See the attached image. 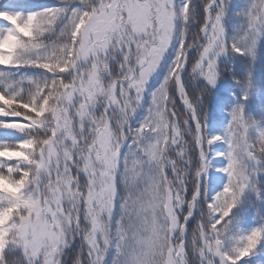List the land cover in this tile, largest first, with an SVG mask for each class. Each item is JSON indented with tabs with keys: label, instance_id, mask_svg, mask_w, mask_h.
<instances>
[{
	"label": "snow or ice",
	"instance_id": "1",
	"mask_svg": "<svg viewBox=\"0 0 264 264\" xmlns=\"http://www.w3.org/2000/svg\"><path fill=\"white\" fill-rule=\"evenodd\" d=\"M261 41L264 0H0V264H264Z\"/></svg>",
	"mask_w": 264,
	"mask_h": 264
},
{
	"label": "trees",
	"instance_id": "2",
	"mask_svg": "<svg viewBox=\"0 0 264 264\" xmlns=\"http://www.w3.org/2000/svg\"><path fill=\"white\" fill-rule=\"evenodd\" d=\"M25 3H31L32 0H23ZM39 4L51 5L54 0H36ZM228 64H225V71L218 82V85L213 90L208 98V109L210 112V124L209 130H213V124L222 121V124L228 122L229 113L228 108H231L236 103L240 102L239 97L241 95L240 85L233 82L232 75L227 71ZM250 66L249 61H237L235 63V75L241 80V85L245 79V71ZM253 72V90L246 102V110L257 116L259 110L264 107V41L260 42L257 49V56L254 65H251ZM232 93H235L233 95ZM221 104L225 105L223 112L219 111ZM222 124L215 127V131H219Z\"/></svg>",
	"mask_w": 264,
	"mask_h": 264
}]
</instances>
